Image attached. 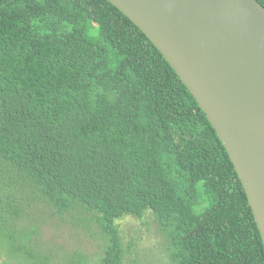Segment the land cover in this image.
<instances>
[{
	"label": "trees",
	"instance_id": "1",
	"mask_svg": "<svg viewBox=\"0 0 264 264\" xmlns=\"http://www.w3.org/2000/svg\"><path fill=\"white\" fill-rule=\"evenodd\" d=\"M36 205L95 225L97 264H123L127 216L153 218L170 264H264L215 130L106 0H0V236L28 242Z\"/></svg>",
	"mask_w": 264,
	"mask_h": 264
},
{
	"label": "water",
	"instance_id": "2",
	"mask_svg": "<svg viewBox=\"0 0 264 264\" xmlns=\"http://www.w3.org/2000/svg\"><path fill=\"white\" fill-rule=\"evenodd\" d=\"M155 46L205 114L264 246V8L257 0H106Z\"/></svg>",
	"mask_w": 264,
	"mask_h": 264
},
{
	"label": "rangeland",
	"instance_id": "3",
	"mask_svg": "<svg viewBox=\"0 0 264 264\" xmlns=\"http://www.w3.org/2000/svg\"><path fill=\"white\" fill-rule=\"evenodd\" d=\"M34 209L14 228L19 233L33 232L28 242L15 237L4 240L0 236V263L78 264V255H81L86 264H97L102 241L91 237L95 232L99 236L95 225H79L77 220L69 218L60 220L44 205H36ZM117 225L125 249L123 264H170L165 237L159 233L153 218L138 220L127 216L117 221ZM19 246H24L25 251L32 255L31 260Z\"/></svg>",
	"mask_w": 264,
	"mask_h": 264
}]
</instances>
